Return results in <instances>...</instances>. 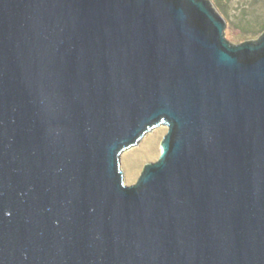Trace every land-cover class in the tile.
<instances>
[{
  "label": "water",
  "instance_id": "obj_1",
  "mask_svg": "<svg viewBox=\"0 0 264 264\" xmlns=\"http://www.w3.org/2000/svg\"><path fill=\"white\" fill-rule=\"evenodd\" d=\"M225 29L212 0H0V264H264V34Z\"/></svg>",
  "mask_w": 264,
  "mask_h": 264
},
{
  "label": "rangeland",
  "instance_id": "obj_2",
  "mask_svg": "<svg viewBox=\"0 0 264 264\" xmlns=\"http://www.w3.org/2000/svg\"><path fill=\"white\" fill-rule=\"evenodd\" d=\"M226 20L225 35L231 44L257 41L264 34V0H212ZM167 131L158 125L119 156L120 170L126 186L135 184L143 165L156 162L160 142Z\"/></svg>",
  "mask_w": 264,
  "mask_h": 264
}]
</instances>
